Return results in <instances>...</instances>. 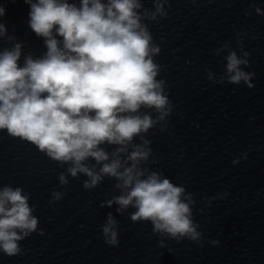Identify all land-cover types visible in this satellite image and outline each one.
<instances>
[{"label":"clouds","instance_id":"clouds-1","mask_svg":"<svg viewBox=\"0 0 264 264\" xmlns=\"http://www.w3.org/2000/svg\"><path fill=\"white\" fill-rule=\"evenodd\" d=\"M24 2L30 6L29 27L43 38L46 52L24 56L21 65L20 43L0 50V130L34 145L61 167L67 165L58 176L65 191L53 190L49 203L66 195L68 177L85 176L86 190L112 179L119 194L106 198L101 207L116 205L120 215L135 209L130 220L150 222L160 248L167 246L166 239L203 247L193 218V193L147 166L156 158L145 137L157 126L166 131L174 106L166 81L158 79L161 66L155 57L161 48L144 21L166 19L169 0H152V10L142 0ZM255 12L264 15L259 7ZM5 14L0 6V17ZM5 34L0 23V36ZM245 35L236 33L239 55L229 43L216 49L217 55L227 52L224 72L217 78L206 70L208 80L254 87L255 73L244 70L250 66ZM30 198L22 187H0V252L9 257L22 253L20 242L32 233L44 234ZM118 229L116 217L107 213L101 226L107 245H119Z\"/></svg>","mask_w":264,"mask_h":264}]
</instances>
